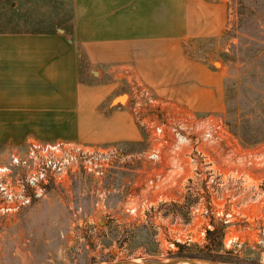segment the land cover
Segmentation results:
<instances>
[{"label":"crops","instance_id":"crops-1","mask_svg":"<svg viewBox=\"0 0 264 264\" xmlns=\"http://www.w3.org/2000/svg\"><path fill=\"white\" fill-rule=\"evenodd\" d=\"M19 1L25 7L0 0V147L32 139L142 140L140 126L156 116L131 111L132 89L128 102L115 103L122 92L114 80H102L107 69L195 115L223 113V69L189 55L184 42L219 38L228 25L227 0H70V29L55 30L19 29L8 18L13 10H21L17 22L24 25L62 13L44 4L50 0Z\"/></svg>","mask_w":264,"mask_h":264},{"label":"rangeland","instance_id":"rangeland-1","mask_svg":"<svg viewBox=\"0 0 264 264\" xmlns=\"http://www.w3.org/2000/svg\"><path fill=\"white\" fill-rule=\"evenodd\" d=\"M227 1L229 20L224 33L219 38L186 40L184 46L189 55L223 69L225 109L220 115L230 128L248 110L247 100L257 98V88L264 86V49L258 57L251 58L264 47V0ZM18 3L22 8L26 5L19 0ZM44 4H51L52 11L62 13L46 22L32 18L25 25L17 22L24 20L21 10H13L14 16L8 18H14L19 29L55 30L63 24L70 29V0H50ZM9 5L10 1H6L8 10ZM109 79L117 82L122 93L132 89L133 97V76L127 80L122 72L104 70L102 80ZM128 101L129 98L125 103ZM149 114L156 119L140 126L145 136L133 149L124 143H105L116 144L123 153L132 154L122 158L106 177L99 179L76 170L65 182L51 185L43 197L18 212L0 215V264L167 260L177 257L179 241L182 244L190 238L192 251L205 248L207 230L214 227L223 228L221 255L238 257L244 262L241 264H264V242L259 231L264 224V208L259 204L251 210L257 215H234L233 222L227 224L216 215H166L173 210L182 211V204L179 207L172 199L169 200L176 206L164 204L157 192L148 187L149 177L167 167L165 160L157 162L144 156L156 145L155 126L164 112ZM25 145L1 146L0 160L6 161L12 149L23 150ZM249 183L259 188L256 181ZM170 194L178 195L175 191ZM253 195L251 190L240 197L249 200ZM142 199H147L144 207L137 205ZM128 205H137L136 212H129ZM233 238L237 242L229 244Z\"/></svg>","mask_w":264,"mask_h":264},{"label":"built area","instance_id":"built-area-1","mask_svg":"<svg viewBox=\"0 0 264 264\" xmlns=\"http://www.w3.org/2000/svg\"><path fill=\"white\" fill-rule=\"evenodd\" d=\"M135 83L131 111L138 117L164 112L155 126L156 145L144 156L165 160L167 165L149 177V189L156 191L164 204H182V211L166 215H216L224 224L232 223L234 215H257L251 210L258 204L264 208V141L246 146L220 114L195 115L162 101L152 88ZM130 156L116 144L29 140L23 150L14 148L6 161L0 160V215L18 212L76 170L102 179L122 158ZM250 180L260 184L259 188ZM251 190L254 195L249 200L240 197ZM146 204L147 199H142L137 205ZM137 205H128L127 210L135 213ZM259 231L264 242V224ZM190 240L182 244L190 245ZM232 242L237 239H230L229 244Z\"/></svg>","mask_w":264,"mask_h":264},{"label":"trees","instance_id":"trees-1","mask_svg":"<svg viewBox=\"0 0 264 264\" xmlns=\"http://www.w3.org/2000/svg\"><path fill=\"white\" fill-rule=\"evenodd\" d=\"M259 49L258 52L255 51L251 55V58L258 57L259 52L263 50L264 47ZM242 62H244V60ZM257 89L259 91V96L254 99L247 100L246 104L249 106L248 110L243 112L240 115V118L233 122L231 124L232 127H230L232 131L238 134L244 143L247 144H253L264 140V86ZM141 131L144 135L142 128ZM123 143L130 145L131 149H133L134 145L139 144L140 141H127ZM222 232L223 228L214 227L213 229H208V242L206 247L196 251H192V249L189 248L191 245L177 244L179 249L175 255L177 257H199L205 259H217L223 262L244 263L238 257L233 258L219 253L220 249L223 248Z\"/></svg>","mask_w":264,"mask_h":264},{"label":"water","instance_id":"water-1","mask_svg":"<svg viewBox=\"0 0 264 264\" xmlns=\"http://www.w3.org/2000/svg\"><path fill=\"white\" fill-rule=\"evenodd\" d=\"M217 63V62H215ZM218 64V63H217ZM128 99L127 93H122L115 97V103H125ZM96 264H241L237 262H223L217 259H205L199 257H173L167 260H155L149 262L136 261H116V262H101Z\"/></svg>","mask_w":264,"mask_h":264}]
</instances>
